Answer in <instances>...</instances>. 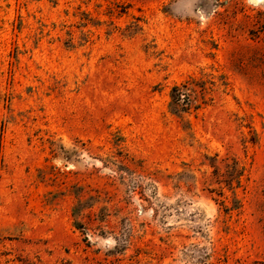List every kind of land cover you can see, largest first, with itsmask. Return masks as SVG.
Wrapping results in <instances>:
<instances>
[{"label": "rangeland", "instance_id": "obj_1", "mask_svg": "<svg viewBox=\"0 0 264 264\" xmlns=\"http://www.w3.org/2000/svg\"><path fill=\"white\" fill-rule=\"evenodd\" d=\"M0 264H264V0H0Z\"/></svg>", "mask_w": 264, "mask_h": 264}, {"label": "trees", "instance_id": "obj_2", "mask_svg": "<svg viewBox=\"0 0 264 264\" xmlns=\"http://www.w3.org/2000/svg\"><path fill=\"white\" fill-rule=\"evenodd\" d=\"M176 105H178V103Z\"/></svg>", "mask_w": 264, "mask_h": 264}]
</instances>
